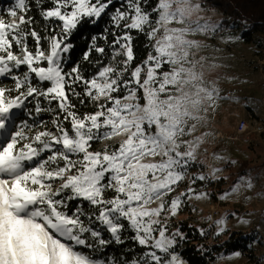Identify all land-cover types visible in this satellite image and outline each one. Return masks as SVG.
I'll return each instance as SVG.
<instances>
[{
  "label": "snow or ice",
  "instance_id": "obj_1",
  "mask_svg": "<svg viewBox=\"0 0 264 264\" xmlns=\"http://www.w3.org/2000/svg\"><path fill=\"white\" fill-rule=\"evenodd\" d=\"M147 2L122 0L115 8L111 21L120 31L112 32L111 61L90 78L79 65L65 70L64 54L72 47L65 41L83 18H100L114 0H51V7L35 0L45 22H61L48 36L32 27L29 0H15L11 20L0 16V78L13 82L0 84V264H116L94 253L123 244L126 229L146 251L123 264H184L175 248L187 237L179 228L170 232L167 221L187 201L209 199L193 185L219 180L223 171L189 172L200 163L197 152L207 135H194L205 119L200 113L221 98L217 82L206 79V58L196 59L204 45L191 37L214 34L220 24L200 16L194 0H156L151 11ZM133 31L150 42L140 63H134ZM93 39L85 60L92 50L105 54ZM30 97L36 114H54L52 129L31 136L13 124V111ZM71 97L95 110L78 113ZM40 98L49 107H41ZM121 136L118 145L93 148ZM186 179L184 191L165 199ZM253 187L252 177L242 174L219 199Z\"/></svg>",
  "mask_w": 264,
  "mask_h": 264
},
{
  "label": "rangeland",
  "instance_id": "obj_2",
  "mask_svg": "<svg viewBox=\"0 0 264 264\" xmlns=\"http://www.w3.org/2000/svg\"><path fill=\"white\" fill-rule=\"evenodd\" d=\"M194 2L201 4L203 11L199 13L200 16L220 24L219 30L214 34H196L191 38L201 41L204 45L195 50L196 59L206 58L202 62L206 79L217 82L221 98L217 99L214 108L200 113L205 119L198 125L194 135H207L197 152L200 163L189 169V172L208 174L209 166L221 168L223 171L219 174V180L197 181L193 185L197 191L213 193L215 202L212 201L211 195L209 199L189 200L182 206L178 215L170 218L167 223L170 225L173 220L191 217L195 224L205 227L211 241L224 240L232 232H241L247 240H252L248 242V247L259 256V264H264V34H255V43L248 44L241 38V28L228 21V17L218 8L212 7L205 0ZM14 6L15 2L4 4L0 1V16L11 20L9 11ZM16 19L18 21V17ZM213 65L216 67H212ZM3 80L11 81L0 78V84ZM33 102L34 99L30 97L25 101V106L29 107ZM23 108L13 111L15 126L20 127L19 117L22 116ZM28 118L32 120L34 117ZM240 121L246 123V128L241 132L238 131ZM37 122L36 124L52 129V123L46 124V121L42 120ZM35 132L37 130L29 126L25 134L31 136ZM124 138L121 136L112 141L97 142L93 144V148L100 150L105 145H118ZM213 154L223 159L214 160ZM242 174L252 177L254 187L243 188L228 200H220L218 188L228 191ZM189 184L190 179L184 180L176 192L165 199L178 195ZM76 203L78 202H72L70 206L74 207ZM150 206L156 207V204ZM220 219L225 220L224 225L217 224ZM241 219L248 223H241ZM220 227L225 230L217 235ZM215 263L246 264V261L240 255L232 254L217 258Z\"/></svg>",
  "mask_w": 264,
  "mask_h": 264
},
{
  "label": "trees",
  "instance_id": "obj_3",
  "mask_svg": "<svg viewBox=\"0 0 264 264\" xmlns=\"http://www.w3.org/2000/svg\"><path fill=\"white\" fill-rule=\"evenodd\" d=\"M2 3L15 2V0H0ZM212 7L218 8L225 16L228 17V21H232L241 28V38L248 44H254V35L257 33L264 34V0H205ZM31 9L28 16L35 18V27L42 36H48L53 32H58L60 24L59 21L53 20L51 22H45L40 15V8L35 3V0H29ZM122 0H114V3L109 7L106 14H102L100 18H83L77 27L72 30L68 36L66 43H70L72 47L64 54V67L65 70H71V68L79 65L85 77L90 78L97 73L98 68L102 64H108L112 58V48L110 47L113 40L112 32H118L120 30L115 29L111 21V15L116 7H119ZM156 0H148L144 5L145 9L151 11L155 6ZM51 0H44L43 7H51ZM27 18V17H26ZM95 19V23L92 20ZM133 51L136 57L134 63H140L143 61L149 52L151 51L150 42L147 37L142 33L133 31ZM107 36V40L104 37ZM98 47L105 48V54L101 55L92 50L88 60L84 59V54L88 52L94 43ZM42 45L47 49V40L42 41ZM29 46L34 48L35 42L29 38ZM1 84L11 87L12 81L3 80ZM83 85L76 88V91H82ZM73 103L76 104V111L78 113H86L95 110L93 103L88 102L81 104L79 99L71 97ZM41 107H49L48 102L40 98ZM36 100L29 106L22 109V116L19 117V126L23 128L24 132H27L29 126L37 131L46 130L42 124H36L37 121H46L44 123L50 124V120L54 119V114L51 112H42L36 114L34 111ZM53 108L56 106L55 102L51 105ZM31 113V114H30ZM29 115V116H28ZM28 117H34L29 120ZM40 118V119H38ZM38 119V120H37ZM25 121L27 126H25ZM32 123V124H31ZM34 125V126H33ZM36 125V126H35ZM234 183V182H233ZM232 183V185H233ZM228 188L227 190H229ZM225 190L218 188L219 194L224 193ZM211 197L215 202V195L212 193ZM191 215V211H190ZM179 228L183 232L187 239L180 240L176 245L175 251L179 254L180 258L185 264H216L217 258H223L234 253L239 252L240 256L246 261V264H259L260 258L252 248L248 247V242L251 239L243 236L241 232H232L224 240L216 239L211 241L208 239L205 227L199 226L192 221L191 217L180 220H173L169 225V231L174 232ZM203 229L205 235L200 234V230ZM134 233L131 229H126L123 233L124 243L118 244L112 242L102 251L94 253L95 258L108 260L111 258L116 264H123L125 260H132L143 255L146 249L139 246L131 237ZM105 239H111L110 234L105 231L103 233ZM87 251V249H83Z\"/></svg>",
  "mask_w": 264,
  "mask_h": 264
},
{
  "label": "built area",
  "instance_id": "obj_4",
  "mask_svg": "<svg viewBox=\"0 0 264 264\" xmlns=\"http://www.w3.org/2000/svg\"><path fill=\"white\" fill-rule=\"evenodd\" d=\"M246 128V123L244 121H240L238 123V131L241 132L242 130H244ZM259 130H261V128H259ZM232 140V139H231Z\"/></svg>",
  "mask_w": 264,
  "mask_h": 264
},
{
  "label": "bare ground",
  "instance_id": "obj_5",
  "mask_svg": "<svg viewBox=\"0 0 264 264\" xmlns=\"http://www.w3.org/2000/svg\"><path fill=\"white\" fill-rule=\"evenodd\" d=\"M185 264V263H184Z\"/></svg>",
  "mask_w": 264,
  "mask_h": 264
}]
</instances>
